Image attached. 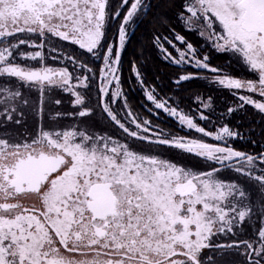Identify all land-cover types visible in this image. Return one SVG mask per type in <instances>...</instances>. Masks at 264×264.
Returning a JSON list of instances; mask_svg holds the SVG:
<instances>
[{
  "label": "snow or ice",
  "instance_id": "1",
  "mask_svg": "<svg viewBox=\"0 0 264 264\" xmlns=\"http://www.w3.org/2000/svg\"><path fill=\"white\" fill-rule=\"evenodd\" d=\"M0 264H264V0H0Z\"/></svg>",
  "mask_w": 264,
  "mask_h": 264
},
{
  "label": "trees",
  "instance_id": "2",
  "mask_svg": "<svg viewBox=\"0 0 264 264\" xmlns=\"http://www.w3.org/2000/svg\"><path fill=\"white\" fill-rule=\"evenodd\" d=\"M137 37H139L141 42H147V37L145 36H141L140 35V30H137ZM133 46H135V49L137 52L140 51V44H138L136 42V38H133V43L132 45H129V51L127 53H125V69H124V73L125 71L127 72L126 75L124 74V79L127 81L129 79V71H128V65H127V60L130 58L131 56V51ZM145 55L149 57V63L147 64V74H151L154 71V68L156 66V60L154 59L155 57V53H152L150 51H146ZM143 59V58H141ZM125 87L128 89L129 91V95H130V99L132 100L133 103H137L139 102L142 97L141 94L139 92L138 89L135 88V86L133 84H126Z\"/></svg>",
  "mask_w": 264,
  "mask_h": 264
},
{
  "label": "flooded vegetation",
  "instance_id": "3",
  "mask_svg": "<svg viewBox=\"0 0 264 264\" xmlns=\"http://www.w3.org/2000/svg\"><path fill=\"white\" fill-rule=\"evenodd\" d=\"M126 73H127L126 71H125V73L123 72V75H124V74L126 75ZM129 96H130V95H129Z\"/></svg>",
  "mask_w": 264,
  "mask_h": 264
}]
</instances>
